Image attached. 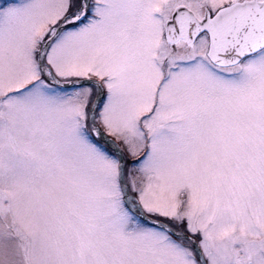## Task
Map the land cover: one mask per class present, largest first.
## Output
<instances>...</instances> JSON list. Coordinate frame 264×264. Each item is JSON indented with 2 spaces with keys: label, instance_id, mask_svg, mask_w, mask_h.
Instances as JSON below:
<instances>
[{
  "label": "snow or ice",
  "instance_id": "obj_1",
  "mask_svg": "<svg viewBox=\"0 0 264 264\" xmlns=\"http://www.w3.org/2000/svg\"><path fill=\"white\" fill-rule=\"evenodd\" d=\"M0 264H264V0H0Z\"/></svg>",
  "mask_w": 264,
  "mask_h": 264
}]
</instances>
